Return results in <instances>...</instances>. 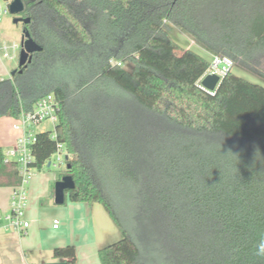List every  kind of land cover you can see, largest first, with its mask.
<instances>
[{"label":"trees","instance_id":"obj_1","mask_svg":"<svg viewBox=\"0 0 264 264\" xmlns=\"http://www.w3.org/2000/svg\"><path fill=\"white\" fill-rule=\"evenodd\" d=\"M21 1L23 30L42 50L0 81V117L16 119L47 94L58 100L54 131L36 134L29 167L41 171L65 145L72 159L63 177L74 182L66 199L100 204L122 234L99 250V264H148L157 254L155 264H264V86L229 72L213 94L204 91L209 62L171 37L177 29L255 73L264 0ZM93 86L124 99L128 127L117 114L96 126L74 117L73 98ZM97 138L106 145H92ZM5 171L17 186V165L0 150V177ZM118 202L158 249L145 251ZM53 256L75 264L71 246Z\"/></svg>","mask_w":264,"mask_h":264},{"label":"crops","instance_id":"obj_2","mask_svg":"<svg viewBox=\"0 0 264 264\" xmlns=\"http://www.w3.org/2000/svg\"><path fill=\"white\" fill-rule=\"evenodd\" d=\"M9 67L11 69L0 59V81L11 78L14 66L10 63ZM14 121V118L0 117V150L4 162L7 153L14 151L19 136L12 129ZM64 150L71 160L72 156L65 147ZM33 170L35 173L31 172L25 185V220L29 227L23 232L8 227L6 216L14 186L8 172H3L0 177V264H66L65 259L54 258L53 251L67 246L74 249L75 264H99V250L122 237L116 224L97 203H72L66 199L64 204L56 205L54 185L60 179L42 170ZM54 221H57L56 228L53 227Z\"/></svg>","mask_w":264,"mask_h":264},{"label":"rangeland","instance_id":"obj_3","mask_svg":"<svg viewBox=\"0 0 264 264\" xmlns=\"http://www.w3.org/2000/svg\"><path fill=\"white\" fill-rule=\"evenodd\" d=\"M3 6L6 5L5 1L1 2ZM15 17L23 18L21 16V13L18 15H11L9 12L4 14L1 19H0V47L3 48L7 47V51L9 55L11 56L10 59L7 58H0L2 59V62L8 69H11L10 63L13 64V70L17 68L18 65V56H19V50H14L12 49L13 45H20L21 41V36H22V31L24 24L19 22V23H13V19ZM171 37L175 41V43L179 46L180 50L182 52L186 50H191L195 54L201 56L205 60H207L209 63L211 61V56L210 54L204 51L202 48H200L192 39L189 37L187 34L182 33L181 31L177 29H173L171 31ZM2 54V52H1ZM13 57V58H12ZM70 58H68L66 63H69ZM65 74H62V81L66 82L71 79V74H68L67 71L65 70ZM231 73L240 76L250 82L253 83H258L264 86V58L261 60V64L255 70V73H250L248 71H245L241 69L239 66L236 64L234 65ZM263 77V78H262ZM124 103V99H123ZM122 101L118 99L116 96H112L109 93H96L94 92V86L90 87L84 91H81L75 98H73L72 101V109H73V114L74 117L78 119L79 122L85 121L90 122L94 121V125L98 124L97 122L100 120L99 118L105 119V114L109 115L107 122L111 124L117 122L116 120V115L122 118V121L124 123H127V127L129 125L128 123V117L129 115V109L126 110V106L124 109ZM128 114H127V113ZM131 123V122H130ZM106 125V124H105ZM134 126H138L139 124H134ZM107 126V125H106ZM132 126L130 125V129ZM47 130V131H53L54 125H52L50 122L46 121L40 124L38 127L33 128L35 133L40 132V130ZM129 129V130H130ZM129 130L127 132H129ZM129 137V136H128ZM129 139V138H128ZM101 140V141H100ZM100 146H105L106 141L105 139H98L91 142L92 145L98 144ZM65 147V146H64ZM64 155V154H63ZM12 160H16L18 157L13 154L12 155ZM52 161L55 162V157H52ZM55 163H52L49 167H45L42 169L43 173H49L50 175H55L56 178L61 179L63 175L66 172V167L67 163L64 161L60 165H53ZM33 170L32 172H34ZM117 207H119V211L122 219L125 222L126 226L131 229V231L134 233V235L139 239L140 243H142L145 251L150 250L151 248H157V244L154 240H148L146 237V232H145V227L143 226V223L137 213L132 212L129 207L127 208V205L124 202H118L116 203ZM129 229V230H130ZM160 254L153 255L149 257L148 264H155L158 261H160Z\"/></svg>","mask_w":264,"mask_h":264},{"label":"built area","instance_id":"obj_4","mask_svg":"<svg viewBox=\"0 0 264 264\" xmlns=\"http://www.w3.org/2000/svg\"><path fill=\"white\" fill-rule=\"evenodd\" d=\"M0 0V19L8 11V3L5 6L2 5ZM14 50L20 51V45H13ZM2 54L0 58L10 59L11 56L8 53L7 47L1 49ZM13 58V57H12ZM234 63L227 57L213 55L209 63L208 69L201 76L198 81V85L206 92L213 94L214 92H209L201 86V81L207 75H216L219 80L232 71ZM60 111V104L58 100L52 95L47 94L39 99L32 109L22 112L18 118L15 119L12 129L19 133V136L15 140V148L13 152L7 153L6 162H14L17 165L20 183L13 189V194L10 202V211L6 216L8 227L11 230L17 232H23L29 227V223L25 220V210L27 206V197L25 185L31 177L32 168L29 167V163L33 160L31 155V145L35 142L36 134L33 128L38 127L43 122H50L52 125H56L58 121V114ZM54 131V129H53ZM40 132H45L41 130ZM39 133V132H38ZM52 138H55V133L53 132ZM15 154L18 158L12 160V155ZM64 154V155H63ZM52 157H55V162L50 160V165H60L64 161L67 162L68 156L64 150V145L58 143L56 146V151ZM54 228L57 227V221H54Z\"/></svg>","mask_w":264,"mask_h":264},{"label":"water","instance_id":"obj_5","mask_svg":"<svg viewBox=\"0 0 264 264\" xmlns=\"http://www.w3.org/2000/svg\"><path fill=\"white\" fill-rule=\"evenodd\" d=\"M8 3V11L11 15H18L23 12L24 5L21 0H4ZM23 23L24 25L30 22L29 18H19L15 17L13 19V23ZM42 50V48L36 44L33 39L30 37L29 32L26 30L22 31L21 41H20V51L18 56V65L17 68L25 67L31 61V56L34 53H38ZM175 55L177 57H182V54L176 52ZM14 73L12 71L11 75ZM222 79L216 75H207L202 81L201 86L209 91L215 92L220 85ZM50 166V162L47 164V167ZM74 188V182L70 176H64L60 180H58L54 185V203L56 205L64 204L66 200V192L70 191Z\"/></svg>","mask_w":264,"mask_h":264}]
</instances>
